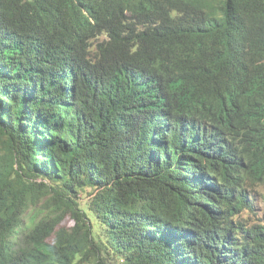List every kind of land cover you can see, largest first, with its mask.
I'll use <instances>...</instances> for the list:
<instances>
[{"label":"trees","instance_id":"16d2710c","mask_svg":"<svg viewBox=\"0 0 264 264\" xmlns=\"http://www.w3.org/2000/svg\"><path fill=\"white\" fill-rule=\"evenodd\" d=\"M262 184L264 0H0V264H264Z\"/></svg>","mask_w":264,"mask_h":264},{"label":"rangeland","instance_id":"374dc122","mask_svg":"<svg viewBox=\"0 0 264 264\" xmlns=\"http://www.w3.org/2000/svg\"><path fill=\"white\" fill-rule=\"evenodd\" d=\"M251 199L253 200L254 208L252 211H244L242 218L247 220L249 224L263 223L264 224V184L256 186L252 190ZM72 225V221L67 217L63 223L64 227ZM55 237L50 240L54 242Z\"/></svg>","mask_w":264,"mask_h":264}]
</instances>
